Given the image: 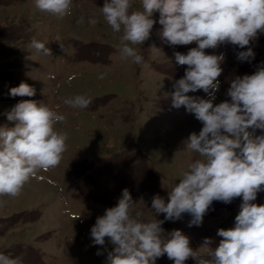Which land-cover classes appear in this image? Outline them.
I'll return each mask as SVG.
<instances>
[{"label":"rangeland","instance_id":"rangeland-1","mask_svg":"<svg viewBox=\"0 0 264 264\" xmlns=\"http://www.w3.org/2000/svg\"><path fill=\"white\" fill-rule=\"evenodd\" d=\"M104 2L73 0L71 14L60 19L37 9L35 0H0V127L15 126L4 115L11 107L34 100L66 117L56 130L68 137L57 167L38 172L19 196H0V253L18 264H106L107 254L97 255L100 246H93L90 237L97 217L116 206L127 188L137 202L133 215L142 213L139 218L144 221L157 219L150 209L153 196L166 198L189 164L200 158L184 141L192 132L199 133L202 123L185 107L174 108L168 96L187 67L175 62L174 53L186 54L196 45L165 43L157 22L147 41L131 45L143 62L122 58L123 30L113 32L107 24L100 8ZM132 10H142L141 0H133ZM81 18L84 22L77 23ZM89 18L97 23L89 24ZM153 18L158 21L159 13ZM33 38L53 55L32 48ZM251 46L256 53L251 63L239 62L236 53L241 49L231 44L205 50L225 55L214 103L230 100L226 93L231 81L253 74L264 61V33ZM101 73H107L103 80L98 79ZM21 82L36 94L11 97L10 89ZM76 95L89 97L91 104L81 109L65 103ZM188 95L208 98L203 90ZM241 203L242 197L230 204L214 201L201 226L189 227L188 214L176 222L165 221L164 235L181 230L206 257L215 245L203 247L205 238L216 241L218 229L234 227ZM254 203L264 205V191ZM106 247L112 248L107 238ZM156 264L174 261L165 254ZM185 264L196 262L189 258Z\"/></svg>","mask_w":264,"mask_h":264},{"label":"clouds","instance_id":"clouds-1","mask_svg":"<svg viewBox=\"0 0 264 264\" xmlns=\"http://www.w3.org/2000/svg\"><path fill=\"white\" fill-rule=\"evenodd\" d=\"M72 4L73 0H35L37 9L60 19L71 14ZM100 8L113 32L123 30L121 57H132L137 64L143 57L131 45L147 41L157 22L162 26L158 35L165 43L196 45L186 54L174 53L175 62L187 67L168 96L174 108L185 107L203 127L184 141L186 149L200 158L189 164L166 198L153 196L150 209L157 219L144 221L139 218L142 213L133 215L137 202L125 188L116 206L107 208L90 229L92 245L100 246L96 254L106 253V264H156L165 254L174 264H185L189 258L196 264H264V205L254 203L264 191V61L253 74L236 76L226 93L231 99L216 104L225 55L205 51L231 44L241 49L236 53L239 62L254 61L251 44L264 33V0H141L142 10H132L133 0H105ZM157 12L158 21L153 18ZM83 22V18L77 21ZM88 23L97 20L89 18ZM31 47L53 55L52 49L35 38ZM60 50L67 52L61 43ZM106 75L101 73L98 79ZM200 90L208 98L188 95ZM35 94L25 82L9 92L11 97ZM65 103L86 109L91 99L76 95ZM4 115L15 126L0 127V196L17 197L38 172L60 164L68 137L56 125L66 117L34 100H21ZM240 197L234 227L218 229L216 241L205 238L203 247L215 245L206 257L200 256L181 230L164 235L165 221L176 222L188 214L189 227L201 226L214 201L230 204ZM161 214L164 219H158ZM0 264L18 261L0 253Z\"/></svg>","mask_w":264,"mask_h":264},{"label":"trees","instance_id":"trees-1","mask_svg":"<svg viewBox=\"0 0 264 264\" xmlns=\"http://www.w3.org/2000/svg\"><path fill=\"white\" fill-rule=\"evenodd\" d=\"M80 195H81L82 198H83V197H84L85 199L87 198V197H85L83 194H80ZM94 200H95V199H94Z\"/></svg>","mask_w":264,"mask_h":264},{"label":"bare ground","instance_id":"bare-ground-1","mask_svg":"<svg viewBox=\"0 0 264 264\" xmlns=\"http://www.w3.org/2000/svg\"><path fill=\"white\" fill-rule=\"evenodd\" d=\"M75 73V72H74ZM56 93V92H55ZM57 95V94H56Z\"/></svg>","mask_w":264,"mask_h":264}]
</instances>
